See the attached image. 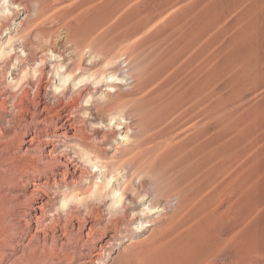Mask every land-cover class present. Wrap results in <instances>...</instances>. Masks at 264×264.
<instances>
[{"label": "rangeland", "instance_id": "1", "mask_svg": "<svg viewBox=\"0 0 264 264\" xmlns=\"http://www.w3.org/2000/svg\"><path fill=\"white\" fill-rule=\"evenodd\" d=\"M8 1L0 0V12L6 7L10 8L16 22L22 17L21 11L12 10ZM19 1L33 5L34 0ZM40 10L44 15L33 25L37 27L44 22V26L52 30L51 42L60 50L64 51L68 45L63 39L66 28H77V31L85 34L81 47L75 51L78 54L81 49L75 60L81 58L85 65L99 58L93 56L90 59L88 45L99 52L110 51L116 56L121 54V57L125 55L126 58H119V67L122 70L130 68L136 77L180 54L159 79H155L137 96L155 103L145 108L147 112H142L143 120L138 117L140 114H134L131 120L137 123L148 119L151 130L132 134L124 145L122 140L115 137L117 133L123 134L122 130L91 127L90 122L97 124L98 120L92 106H86L83 111L86 116L82 118L88 134L98 137L106 134V142L116 152L143 150L147 152L149 160L174 153L171 161L176 162L197 151L200 141L204 142V154L210 161L202 174L212 180L198 198L209 197L218 191L214 199L195 207L179 204L183 193H180V197L170 198L165 212H160L162 215L157 219V214L152 216L156 220L153 226H147L145 218H136L148 203L142 205L137 197L132 201L126 200L125 205L114 207L103 199L98 201L86 197V201L73 202L67 210L61 208V197H53L51 193L48 196L36 195L32 203L39 197L44 202L49 199L44 204L47 214L42 219L43 225L48 230L64 227L71 237L68 247L73 246L85 226L91 225L93 234L90 235L94 240L91 244L88 242L86 247L92 248L100 242L104 231L110 234L115 227H123L119 228L120 240L114 249L107 251L106 247L102 257L106 264H264V0H46ZM32 12L33 15L34 10ZM9 25L12 30L17 24L10 20ZM59 33L60 36H57ZM70 35L76 40L80 39L74 30ZM13 53L16 60L12 59V66L16 67L25 58L21 52ZM68 53L64 54L69 56ZM127 62L128 66L125 67ZM96 67L94 70L99 68ZM12 72L13 69H10L6 81L9 76L11 78ZM28 73L27 79L36 81V75L31 71ZM200 76L203 84L198 80ZM4 77H1L2 81ZM23 79L16 86H8V90L18 94L28 88L26 78ZM55 80L47 87L52 91H45L48 103H53L65 87L57 78ZM128 86L123 90H129ZM77 87L72 92L76 93ZM105 88H102L101 95H94L93 98L105 99ZM157 89L160 92H156ZM33 92V89H29L30 95ZM110 95L113 97L112 93ZM156 101L163 104L169 102L170 111L160 110V107L156 109ZM82 103L90 104L85 100ZM162 103L160 106H163ZM6 118H10V115H6ZM137 146L140 147L136 149ZM106 152L108 160L112 150ZM14 160L9 162L17 161ZM82 169L87 175L94 170L85 165ZM130 171L129 180L137 184L139 177H135L133 170ZM143 174H147L146 171L140 176L143 177ZM119 175L114 178H117L116 183L122 184L123 179ZM175 175V172L170 174L171 177ZM197 176L195 174L192 179H197ZM153 180V187L150 186L149 191L155 190L156 184H159L161 202L179 190L174 189L172 184L156 182L155 177H152ZM190 181L187 184L191 185ZM127 182L125 184L130 188ZM232 189L236 199L235 229H229L226 216L209 244L203 247V256L198 259L195 257L197 253L182 250V245L191 240L187 232L192 224H197L204 213L217 209L224 211L230 205ZM195 212L198 217L185 224L184 221ZM78 223L82 225L80 228ZM128 224L138 228L130 230ZM10 225L15 226V223ZM3 234L0 233V242L7 238ZM130 237H134L132 239L135 241L131 245L128 244ZM49 247L43 249L45 256L50 254ZM123 247L130 251L129 255L122 254ZM85 250H75L74 253L84 254ZM148 256H151L149 261L144 259Z\"/></svg>", "mask_w": 264, "mask_h": 264}, {"label": "bare ground", "instance_id": "2", "mask_svg": "<svg viewBox=\"0 0 264 264\" xmlns=\"http://www.w3.org/2000/svg\"><path fill=\"white\" fill-rule=\"evenodd\" d=\"M45 1L34 0L31 3L33 5L19 0L8 1V5H12V10L21 11L22 17L16 22L11 16L10 8L6 7L0 12V39L5 38L4 41H0V233L7 235V238L2 236L5 239L0 242V264H106L102 257L106 253V247H108L107 251L113 250L114 245L119 243L120 227H115L110 234L104 231L100 242L92 248L86 247V244L93 243L94 237L90 235L93 234V226H85L74 240L73 246L68 247L71 237L63 229L64 227L52 229L50 227L48 230L47 226L43 225L42 219L47 214L44 212V204L49 202V199L46 198L47 201L44 202L39 197L32 203V198L36 195L47 194L48 196L51 193L53 197H61V208L65 207L68 210L73 202L83 199L86 201V197L98 201L103 199L104 202L108 201L111 207L125 205L126 200L132 201L137 197L142 205L148 203L139 212L141 216L138 215L136 218H145L147 219L146 225L153 226L156 220L152 216L157 214L155 217L159 218L162 211L165 212L167 204L171 202L170 198L180 197V193H183L184 197L179 204L195 207V205H204L214 199L218 191L215 194L212 193L211 196L208 195L209 197L198 198L212 180L211 177L202 174L210 161L204 154V142L200 141L197 151L176 162L171 161L174 153L149 160L147 152L143 150L132 149L116 152V149L111 148L106 142L108 140L106 134L103 133L100 137L88 134L83 119L86 116L85 113L83 114L86 106H92L98 120L97 124L90 122L91 127L102 130L104 128L122 130L123 134L117 133L115 137L122 140L124 145L130 140L132 134L138 135L150 129L152 125L148 119L136 123V120H131V117L134 114H140L138 117L143 120L142 112H147L145 108L155 102L146 101L137 96L146 90L155 79H159L180 54L167 59L159 67H157L159 64H156V68L141 72L136 77L130 72V68L122 70V67H119L121 54L116 56L110 51L99 52L94 46L88 45L90 59L93 56L99 58L85 65L81 58L75 60V57L81 53V49L78 54L76 50L81 47V39L85 34H81L77 28H66L63 39L68 45L62 51L51 42L52 30L45 27L44 22L37 27L33 25L39 22L38 20L44 15L40 8ZM10 20L17 24L12 30H10ZM72 30L79 34L80 39L76 40L70 35ZM57 36H60V33ZM13 51L21 52L25 58L18 62L16 67L12 66V59L16 60ZM65 52H70L68 53L70 55L67 56ZM48 66L50 68L46 71ZM96 66L99 68L94 70ZM127 66L128 62L125 64V67ZM10 69H13V72L10 74L11 78L9 76L6 81ZM29 71L36 75V81L31 82V79H27ZM3 76L5 79L2 81ZM22 78H26L28 88L34 90L32 95L25 87L19 90L18 94L8 90V86L18 85ZM55 78L65 87L53 103H48L45 100V91H52L47 87L56 81ZM201 79L200 76L199 82L203 81ZM65 80H67L66 84ZM127 80L130 81L126 83ZM4 82L5 85H3ZM127 85H129L127 87L129 90H123ZM74 87H77L76 93L72 92ZM103 87H106L103 96L105 99L95 100L93 96L101 95ZM158 91L157 89L156 92ZM84 100L90 104H83ZM160 103L162 102L156 101V109L158 107L160 110L171 108V104L168 105L169 102L162 103L163 106H160ZM6 115H10V118H6ZM113 120L114 123H112ZM139 147L137 146L136 149ZM108 150H112V153L106 160ZM9 160L15 162L10 163ZM83 165L86 168H94V170L87 175L82 169ZM130 170L134 171L135 177H139L137 184L129 180ZM143 171L147 174L141 177ZM172 172L176 173L174 177L170 176ZM195 174L198 176L193 180L192 177ZM115 175L122 177V184L116 183ZM152 177L156 178V182L172 184L174 189H179L178 192L167 196L161 202L159 184H156L155 190L149 191V187L154 183ZM188 180L191 185L187 184ZM126 182L130 188L126 186ZM230 195V205L226 209L224 207V211L217 209V212L204 213L205 216L203 215L202 218L199 216L200 220L197 219L198 223L195 222L197 224H192L193 226L188 228L187 235L191 236V240L182 245V250L197 253L195 257L199 259L203 247L209 244L216 228L223 225L226 216L229 219V229L231 231L235 229L237 219L234 208L236 202L234 189L231 190ZM197 215L196 212L191 213L184 223L186 224ZM12 222L15 226L10 225ZM77 226L80 228L82 225L78 223ZM128 227L130 230L138 228L134 224H128ZM132 238L128 239V244L135 242ZM46 246L51 248L48 256H45V251H43ZM41 248L43 252H39ZM84 248L85 253L78 254L77 251ZM75 250L77 253H74ZM129 253L130 251L123 247L122 254L127 256ZM150 258L151 256H148L144 259L149 261Z\"/></svg>", "mask_w": 264, "mask_h": 264}, {"label": "clouds", "instance_id": "3", "mask_svg": "<svg viewBox=\"0 0 264 264\" xmlns=\"http://www.w3.org/2000/svg\"><path fill=\"white\" fill-rule=\"evenodd\" d=\"M64 83L66 84L67 83V80H65ZM57 91H60V89H57Z\"/></svg>", "mask_w": 264, "mask_h": 264}]
</instances>
